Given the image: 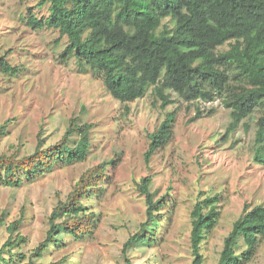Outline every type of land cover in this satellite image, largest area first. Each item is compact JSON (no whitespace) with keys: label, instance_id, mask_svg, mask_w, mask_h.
Returning a JSON list of instances; mask_svg holds the SVG:
<instances>
[{"label":"rangeland","instance_id":"1","mask_svg":"<svg viewBox=\"0 0 264 264\" xmlns=\"http://www.w3.org/2000/svg\"><path fill=\"white\" fill-rule=\"evenodd\" d=\"M38 1L0 0V51L22 68L16 75L0 71V125L10 121L0 152L31 154L40 138L43 147L57 143L72 118L94 124L92 147L84 161L58 165L21 187L0 184V215H6V223L0 225V249L9 237L8 224L24 214L20 232L27 242L15 252L30 255L46 237L48 218L58 200L66 198L86 169L114 159L103 194L86 200L99 215L94 232L83 239L64 233L62 246L50 247L36 261L58 264L67 257L66 264H126L123 244L146 219V202L137 182L152 174V191L156 198L169 194L170 210L158 241L129 251L131 264H193L191 212L202 191L221 193L218 223L202 249L203 264H216L244 206L264 203V163L254 158L260 113L243 119L227 134L231 111L221 99L187 102L173 93L175 103L163 108L153 87L135 101L115 99L101 78L80 73L73 57L61 63L66 37L28 24L30 7L39 18L48 15L46 8L36 5ZM163 22L174 26L170 17ZM174 110L173 140L147 162L149 133ZM248 264H264V239Z\"/></svg>","mask_w":264,"mask_h":264},{"label":"trees","instance_id":"2","mask_svg":"<svg viewBox=\"0 0 264 264\" xmlns=\"http://www.w3.org/2000/svg\"><path fill=\"white\" fill-rule=\"evenodd\" d=\"M48 15L39 18L29 8L28 24L57 30L67 38L61 63L73 57L80 73L92 72L107 91L121 102L146 95L153 87L165 108L175 103L173 93L187 102L221 99L230 109L227 134L241 121L259 112L255 160L264 163V0H39ZM170 17L174 26L164 24ZM228 45L226 49L223 46ZM22 68L0 51V71L16 75ZM198 107V116L201 114ZM177 111L168 112L148 137L145 159L166 147L174 136ZM9 120L0 125V140L8 134ZM94 124L72 118L63 137L33 153L0 152V184L21 187L58 165L84 161L92 147ZM114 159L86 169L65 199H59L49 215L46 237L30 255L15 252L27 242L20 230L25 216L10 222L9 237L0 249V264H39L50 247L62 246L64 233L75 239L91 235L98 212L86 200L99 197L109 180L108 165ZM153 175H145L137 188L146 202V219L124 242L122 255L131 264L129 251L153 245L170 210L169 194L156 198ZM221 193L202 191L191 212L190 243L193 264H203V243L220 217ZM6 215H0V225ZM264 239V203L246 204L224 239L216 264H248ZM28 259V260H27ZM27 260V261H26ZM67 257L58 261L66 264Z\"/></svg>","mask_w":264,"mask_h":264}]
</instances>
